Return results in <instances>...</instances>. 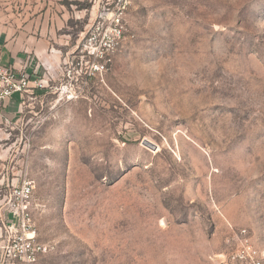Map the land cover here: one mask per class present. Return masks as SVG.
<instances>
[{"label": "rangeland", "instance_id": "rangeland-1", "mask_svg": "<svg viewBox=\"0 0 264 264\" xmlns=\"http://www.w3.org/2000/svg\"><path fill=\"white\" fill-rule=\"evenodd\" d=\"M0 36L43 85L0 124L31 264H244L242 230L264 255V0H0Z\"/></svg>", "mask_w": 264, "mask_h": 264}, {"label": "built area", "instance_id": "built-area-1", "mask_svg": "<svg viewBox=\"0 0 264 264\" xmlns=\"http://www.w3.org/2000/svg\"><path fill=\"white\" fill-rule=\"evenodd\" d=\"M114 30L120 32L118 28ZM100 58L104 63L94 60L92 64L93 69L97 72L105 70V62L109 60L104 53H101ZM27 65L28 63L25 61L17 68L0 62V108L14 93L20 95L21 103H23L25 93L43 86L36 71L27 72ZM4 121L9 123L7 118ZM32 188L31 182L25 180L13 187L8 196L0 198L5 203L4 211L7 214L3 218L2 214L4 213L0 212V223L3 227V237L0 241V262L17 261L31 264L37 261L47 249L45 244L37 240L36 230L32 223L29 209ZM8 215L10 219H8ZM240 234H242L241 248L236 251L233 258H238L244 264H264V255L253 247L248 237H245V230H242Z\"/></svg>", "mask_w": 264, "mask_h": 264}, {"label": "crops", "instance_id": "crops-1", "mask_svg": "<svg viewBox=\"0 0 264 264\" xmlns=\"http://www.w3.org/2000/svg\"><path fill=\"white\" fill-rule=\"evenodd\" d=\"M33 59H31L28 53H24L19 51L16 46H14L9 40L0 36V62L4 65H13L15 67H20L22 63L27 61V72L31 73L36 71V73L40 74L41 71L37 72V69H32ZM16 96L13 98V96ZM21 99L18 93H14L10 99H8L3 107L0 108V124L3 123L4 119L7 118L9 120L17 121L21 115ZM5 203L0 199V212H3V218L7 216L4 211ZM8 219L10 216L8 215ZM3 237V227L0 223V241ZM0 264H9L8 262H0Z\"/></svg>", "mask_w": 264, "mask_h": 264}, {"label": "water", "instance_id": "water-1", "mask_svg": "<svg viewBox=\"0 0 264 264\" xmlns=\"http://www.w3.org/2000/svg\"><path fill=\"white\" fill-rule=\"evenodd\" d=\"M145 144L151 147L152 149H156V145L150 143L149 141H146Z\"/></svg>", "mask_w": 264, "mask_h": 264}]
</instances>
